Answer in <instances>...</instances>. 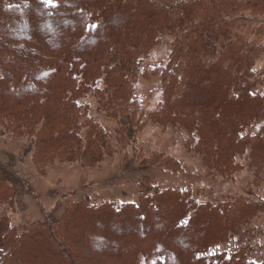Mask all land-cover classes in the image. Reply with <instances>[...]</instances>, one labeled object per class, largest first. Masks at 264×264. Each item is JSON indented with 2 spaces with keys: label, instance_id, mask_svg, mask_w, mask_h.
Wrapping results in <instances>:
<instances>
[{
  "label": "trees",
  "instance_id": "obj_1",
  "mask_svg": "<svg viewBox=\"0 0 264 264\" xmlns=\"http://www.w3.org/2000/svg\"><path fill=\"white\" fill-rule=\"evenodd\" d=\"M264 0H0V131L25 139L39 168L55 161L94 167L116 150L79 100L91 94L116 120V142L144 120L132 97L140 59L168 37L162 100L146 119L183 130L209 177H231L240 158L264 174V92L254 91L264 52ZM246 153V155H245ZM177 172L171 156L141 166ZM23 181L0 161V264H264L248 244L207 255L244 236L264 204L242 195L197 201L189 189L146 178L137 200H67L40 221L10 223L5 204ZM106 224L110 227L100 228ZM39 248L41 250H39Z\"/></svg>",
  "mask_w": 264,
  "mask_h": 264
},
{
  "label": "rangeland",
  "instance_id": "obj_2",
  "mask_svg": "<svg viewBox=\"0 0 264 264\" xmlns=\"http://www.w3.org/2000/svg\"><path fill=\"white\" fill-rule=\"evenodd\" d=\"M250 20L264 29L263 14L251 16ZM260 40L264 44V36ZM169 46L168 37H163V41L140 59L132 97L137 100L144 120L133 139H125L123 145L118 144L116 120L97 107V99L91 94L79 100L86 106L89 116L107 133V138L116 149L98 165L87 167L78 161H55L39 169L33 163L31 151L26 150L25 139L0 131V161L23 181L20 194L11 204L3 206L12 225L20 226L29 220L40 221L45 212L79 197H84L90 203L110 201L115 205L136 201L143 178L161 188L189 189L197 201L216 200L221 196L236 194L264 204V174H259L257 181H253L254 174L247 164L248 159L240 158L241 167L231 177H209L198 155L185 148L186 135L183 130L146 119V113L155 109L162 100L161 74L146 70L164 65ZM253 75L259 78L254 91L264 92V52L255 59ZM152 155L173 157L180 164L179 171H169L157 165L147 168L141 166L143 158ZM99 227L110 225L101 224ZM247 227L251 230L244 236L234 235L227 242L210 247L206 254H230L246 243L250 258L258 262L264 257V214L254 217ZM152 263V258L138 257L137 264Z\"/></svg>",
  "mask_w": 264,
  "mask_h": 264
},
{
  "label": "snow or ice",
  "instance_id": "obj_3",
  "mask_svg": "<svg viewBox=\"0 0 264 264\" xmlns=\"http://www.w3.org/2000/svg\"><path fill=\"white\" fill-rule=\"evenodd\" d=\"M47 2H48V3H51V2H52V0H47Z\"/></svg>",
  "mask_w": 264,
  "mask_h": 264
}]
</instances>
